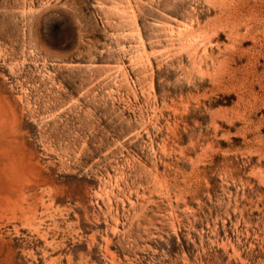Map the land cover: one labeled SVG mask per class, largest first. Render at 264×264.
Here are the masks:
<instances>
[{
	"label": "rangeland",
	"instance_id": "rangeland-1",
	"mask_svg": "<svg viewBox=\"0 0 264 264\" xmlns=\"http://www.w3.org/2000/svg\"><path fill=\"white\" fill-rule=\"evenodd\" d=\"M0 120V264H264V0H0Z\"/></svg>",
	"mask_w": 264,
	"mask_h": 264
},
{
	"label": "bare ground",
	"instance_id": "bare-ground-1",
	"mask_svg": "<svg viewBox=\"0 0 264 264\" xmlns=\"http://www.w3.org/2000/svg\"><path fill=\"white\" fill-rule=\"evenodd\" d=\"M6 132H1L0 135V210L4 208L12 214H16L17 211L23 213L29 204L27 202L28 191L31 188L28 179L30 162L27 161L23 150L16 151L17 149L12 147V141L8 139L10 133Z\"/></svg>",
	"mask_w": 264,
	"mask_h": 264
}]
</instances>
